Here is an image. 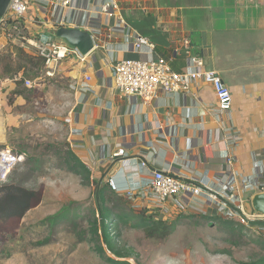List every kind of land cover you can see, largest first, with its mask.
Masks as SVG:
<instances>
[{
    "label": "crops",
    "instance_id": "1",
    "mask_svg": "<svg viewBox=\"0 0 264 264\" xmlns=\"http://www.w3.org/2000/svg\"><path fill=\"white\" fill-rule=\"evenodd\" d=\"M105 1L73 0L62 6L41 0L32 3L25 19V34L31 38L59 40L60 26L89 31L94 38L89 53L65 59L55 78L35 87L56 83L57 106H67V146L91 172L92 184L97 181L106 194L124 198L135 209L153 210L146 184L158 169L200 183L227 206L242 201L245 212L256 213L250 199L264 189V0H117L112 13L102 9ZM138 35L153 46L136 49L132 42ZM186 37L193 52L231 88L229 116L220 115L213 87L203 82L188 92L159 90L150 102L115 90L113 65L123 58L165 57L174 69L186 70L180 47ZM0 42L1 50L13 45L4 38ZM17 74L26 77L24 71ZM0 75V106H32L26 97L14 102L25 94L18 90H27L25 84L2 75L1 69ZM0 121L5 145L7 122L2 115ZM115 156L125 159L108 182L99 183ZM224 195H232L234 202ZM170 210L241 223L240 217L225 216L224 203L206 194L182 197L177 204L169 200L161 211ZM242 227L264 239L263 228Z\"/></svg>",
    "mask_w": 264,
    "mask_h": 264
},
{
    "label": "rangeland",
    "instance_id": "2",
    "mask_svg": "<svg viewBox=\"0 0 264 264\" xmlns=\"http://www.w3.org/2000/svg\"><path fill=\"white\" fill-rule=\"evenodd\" d=\"M11 47L0 49V64ZM28 66L29 79L43 67ZM55 84L32 89L24 85L25 91L20 85L18 90L25 94L14 102L26 97L32 106H0L7 122L5 145L25 155L7 183L23 184L43 195L25 217L0 224V264H256L264 256V239L245 233L241 223L201 213L123 208L115 198L106 205L115 214L124 211L127 218L109 224L116 251L108 249L101 240V225L98 234L93 233L99 218L96 185L83 181L69 159L63 116L67 106H57L61 96ZM67 206V217L55 224L47 220ZM152 220L171 224L169 235L157 231L149 236L143 226L152 225Z\"/></svg>",
    "mask_w": 264,
    "mask_h": 264
},
{
    "label": "built area",
    "instance_id": "3",
    "mask_svg": "<svg viewBox=\"0 0 264 264\" xmlns=\"http://www.w3.org/2000/svg\"><path fill=\"white\" fill-rule=\"evenodd\" d=\"M41 0H10L4 15L0 16V40L6 39L13 45L29 49L36 56L44 58L42 70L35 78L29 79L15 74L12 78L14 82L24 81L28 88H35L47 82L50 78H55L58 68L65 59L76 56L81 58L79 50L64 40H42L31 38L25 34L27 27L26 16L32 3ZM51 5L69 6L73 0H46ZM118 7L117 0H106L102 9L112 13ZM1 44V42H0ZM132 45L136 49L143 46H153L147 37L138 35ZM182 53L187 57L188 68L184 71L174 69L171 61L165 57L154 59L123 58L117 60L113 65L114 87L117 93L123 97H136L144 102L152 101L159 90L166 92H188L193 85L203 82L211 85L217 98V106L220 115H230L233 107V92L224 81L220 73L212 68H208L203 56L196 54L192 50L189 38H184L181 43ZM178 51V50H177ZM3 78L0 75V91ZM123 154V151L120 152ZM25 159L23 153H19L11 147L0 143V188L7 183L10 175L16 167ZM146 165V163H143ZM111 187L117 186L113 180ZM150 202L154 204V212L162 208V205L171 200L177 204L182 197L200 196L206 194L207 197L218 204L224 203L225 216L240 217L241 223L246 224L250 219H258L262 215L245 212L242 203L236 207L227 206L220 196L215 192L207 191L200 183L181 176L166 173L163 170L153 169L152 178L146 184ZM132 193L129 195L131 196ZM226 199L234 202L232 195H224Z\"/></svg>",
    "mask_w": 264,
    "mask_h": 264
},
{
    "label": "trees",
    "instance_id": "4",
    "mask_svg": "<svg viewBox=\"0 0 264 264\" xmlns=\"http://www.w3.org/2000/svg\"><path fill=\"white\" fill-rule=\"evenodd\" d=\"M6 52L7 54H2V63L0 64L2 75L14 76L20 71H24L25 74L29 75L31 73V68L28 65H32V69H39L44 65L45 60L43 57L29 54L24 50V48L20 46L12 45V47ZM68 155L70 161L74 163L72 167L74 170H76L77 174L81 176L83 181L91 183V172L87 169V167L70 150ZM93 183L97 187L96 202L99 214V218L96 217L94 220L95 227L93 228V233L98 234V224L101 225V228H99L102 232V242H104L108 249L116 251V245L113 242V238L109 231V224L113 220H124L127 218V216L124 214V211L115 214L114 211L111 210L106 204H108L114 198L123 208L127 207V203L124 198L106 194V187L98 184L97 181H93ZM42 199V193L35 188L26 187L23 184L14 182L4 184L0 188V224H3L14 218L22 219L29 210L39 205ZM69 211V207L67 206L58 213L49 217L47 220L51 221V224H55L59 221V219L67 217ZM152 222V225L144 224L143 226L144 231L149 236L155 235L157 231H162L163 236L169 235L171 224H166V222L164 223L162 220H152ZM262 245L264 250V241ZM255 263L264 264V256H260Z\"/></svg>",
    "mask_w": 264,
    "mask_h": 264
},
{
    "label": "water",
    "instance_id": "5",
    "mask_svg": "<svg viewBox=\"0 0 264 264\" xmlns=\"http://www.w3.org/2000/svg\"><path fill=\"white\" fill-rule=\"evenodd\" d=\"M10 0H0V16L4 15ZM56 36L61 40L66 41L70 45L76 47L79 52L83 55L89 53L95 46L94 38L91 32L82 30L75 27L60 26L57 29ZM125 158L122 156H115L114 160L108 164L110 167L109 172L100 179V182H108L110 176L115 173V170L121 166V162ZM251 206L256 214L264 216V189L261 192L254 194L251 199ZM248 226H256L264 229V218L263 219H250L247 222Z\"/></svg>",
    "mask_w": 264,
    "mask_h": 264
}]
</instances>
